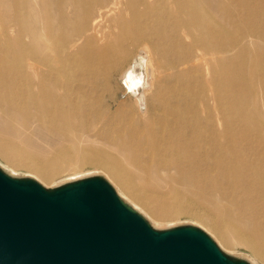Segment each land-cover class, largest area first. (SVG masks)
<instances>
[{"label":"bare ground","instance_id":"1","mask_svg":"<svg viewBox=\"0 0 264 264\" xmlns=\"http://www.w3.org/2000/svg\"><path fill=\"white\" fill-rule=\"evenodd\" d=\"M39 131L32 160L4 141ZM0 152L51 187L91 164L264 264V0H0Z\"/></svg>","mask_w":264,"mask_h":264},{"label":"water","instance_id":"2","mask_svg":"<svg viewBox=\"0 0 264 264\" xmlns=\"http://www.w3.org/2000/svg\"><path fill=\"white\" fill-rule=\"evenodd\" d=\"M137 211L102 177L47 189L0 169V264H250L198 227L156 229Z\"/></svg>","mask_w":264,"mask_h":264},{"label":"rangeland","instance_id":"3","mask_svg":"<svg viewBox=\"0 0 264 264\" xmlns=\"http://www.w3.org/2000/svg\"><path fill=\"white\" fill-rule=\"evenodd\" d=\"M21 10L24 12L23 8ZM118 85L119 86L122 85L123 90H126L123 80L121 83H119V81H117V80H109L108 87L112 92L117 90ZM121 92H123L122 89L119 92V98H118L119 103H120V107L125 108V107L132 106V101L129 98H127L126 96L122 95ZM144 108H145V106L143 105V109ZM37 133L38 134L35 135L33 140H31V141L28 140L26 137H24V135L16 136V137L14 135L8 136L7 138H5L4 141L7 145H9V144L18 145V147H20L23 150L24 155L28 156L29 159L32 160L34 158V155L37 152H40L45 147H48L51 140H55L57 137V136L51 135L50 133H45L43 135V133L41 131H39ZM58 141H60V140H55V141L51 142V145L54 144L55 142H58ZM7 161L8 160H6L0 152V169L2 171H4L8 175L15 177V178H31V179H34L47 189L57 188L59 186L65 185L67 183H71V182H74V181H77L80 179H84L87 177H94V176L102 177L112 186V188L115 190V192L117 193V195L120 198L121 197L126 198L127 200H129V202L132 203V205L135 208H137L142 213H145L147 215V217H149L152 220L151 223L149 222L152 227H154L156 229H160V230L170 229V228L179 227V226H187V225L198 227V228L202 229L203 231H205L214 240V242L217 244V246L220 248V250L224 254H226L227 256L234 258V259H239V260H242V259H249V260L251 259L252 260V258H253L252 251L247 246L240 245L235 250H231V249L229 250V249L225 248L222 245V243L219 241V239L209 229H207L204 226H202L201 224L197 223L193 218H191L190 215H186V214L180 215L174 219H163V220L155 219L153 217V212H152L151 208H145L142 204H138L140 202H135L132 199H130L117 186V184L109 176V174L102 171L101 169L96 168L95 166H93L91 164H86L82 168H79L76 170L70 169V170H66L64 172H61L60 174H58L53 179V183H52V187H51L50 185L41 181L36 175L31 173L27 167L18 166L17 168H15V167L11 166ZM167 188L168 187L164 186L163 189L161 187L162 190H160V189L155 188L154 186H148L144 189V192L150 198L156 199L158 197L160 200H163L166 196H168ZM162 191H165L166 195ZM139 211H137V212L139 214L143 215ZM200 211H201L200 213H202L203 215L209 214L212 219H215L216 221H218L220 223H228L224 219V216L222 214H220L219 211L212 208L211 206H203V207H201ZM143 217H145V216L143 215ZM252 261H254V260H252ZM253 263L250 262V264H253Z\"/></svg>","mask_w":264,"mask_h":264}]
</instances>
